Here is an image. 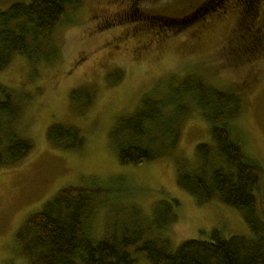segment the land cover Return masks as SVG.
<instances>
[{
	"label": "rangeland",
	"instance_id": "rangeland-1",
	"mask_svg": "<svg viewBox=\"0 0 264 264\" xmlns=\"http://www.w3.org/2000/svg\"><path fill=\"white\" fill-rule=\"evenodd\" d=\"M29 1L0 0V12ZM206 1L81 0L67 8L35 57L15 54L0 70V86L21 107L11 126L0 128V264H31L22 254V243L32 239L25 222L66 187L90 192L83 226L93 243L123 236L136 241L127 248L132 264H152L137 250L146 240L162 241L173 252L185 240H213L214 231L223 239L254 237L239 211L217 198L198 203L176 180L180 167H196V145L213 142L185 91L197 76L220 89L242 81L234 91L248 94L229 128L245 156L263 169L254 194L264 224V0L242 17L246 0L209 3L184 23ZM254 35V57L240 58ZM144 95L165 101L166 112L182 102L191 108L168 156L120 164L113 130ZM54 124L73 127L81 145H53L47 132ZM12 134L27 140L31 150L8 163ZM169 216L173 221L167 224ZM261 237L264 244V229Z\"/></svg>",
	"mask_w": 264,
	"mask_h": 264
},
{
	"label": "trees",
	"instance_id": "trees-1",
	"mask_svg": "<svg viewBox=\"0 0 264 264\" xmlns=\"http://www.w3.org/2000/svg\"><path fill=\"white\" fill-rule=\"evenodd\" d=\"M80 1L30 0L28 3H13L6 11L0 12V70L15 54L27 59L35 57L42 46L49 44L50 35L63 20L67 8ZM258 2L254 1L244 10H249L252 15ZM202 9L199 7L184 18V23L199 15ZM241 28L243 21L238 29ZM257 37L254 35L243 47L240 58L248 55L246 60H250L254 57ZM44 54L48 55L47 52ZM239 83L244 82L231 83L226 89H220L197 76L193 88L185 91V99L195 100V107L209 125L213 142L196 145V167L190 172L180 167L176 180L179 187L195 197L198 203L217 198L239 211L254 237L223 239L214 231L213 240H185L173 252H168L162 241L146 240L137 250L144 251L152 264H264L261 237L264 224L258 216L254 194L259 190L263 169L245 156L229 128L231 120L241 113L248 94L234 91L240 88ZM165 105L162 99L144 95L130 115L118 120L113 135L117 139L120 164L154 161L168 156L178 145L180 120L191 107L182 102L170 113L163 110ZM20 112L21 107L12 92L0 86V128L10 127ZM47 135L53 145L64 149L82 143L78 132L70 126L51 125ZM30 150L27 140L12 134L6 147L7 162L19 161ZM91 203L90 192L85 188L61 189L40 212L26 220L25 226L31 231L32 239L30 245L22 243V254L31 264H78L77 260L82 264H132L134 259L127 250L136 243L132 238L109 237L93 243L85 235L83 219ZM172 217H166L164 222L171 223ZM33 251H38V256L35 257Z\"/></svg>",
	"mask_w": 264,
	"mask_h": 264
},
{
	"label": "flooded vegetation",
	"instance_id": "flooded-vegetation-1",
	"mask_svg": "<svg viewBox=\"0 0 264 264\" xmlns=\"http://www.w3.org/2000/svg\"><path fill=\"white\" fill-rule=\"evenodd\" d=\"M224 0H207L205 3H203L202 5H200V6H198V7H203V5H207V4H209V3H217V2H223ZM240 1V0H239ZM247 2H246V4H247V6L250 4H252V3H254V1H256V0H246ZM222 6V5H221ZM221 9H223V12H224V6L221 8ZM245 9V8H244ZM244 9L242 10H240L239 11V13H240V17H242V11H244ZM222 11V10H221ZM135 13V12H134ZM218 14L220 15V10H219V12H218ZM191 15V14H190Z\"/></svg>",
	"mask_w": 264,
	"mask_h": 264
}]
</instances>
